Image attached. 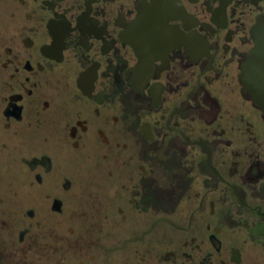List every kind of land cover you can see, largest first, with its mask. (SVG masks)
Returning a JSON list of instances; mask_svg holds the SVG:
<instances>
[{
    "label": "flooded vegetation",
    "instance_id": "1",
    "mask_svg": "<svg viewBox=\"0 0 264 264\" xmlns=\"http://www.w3.org/2000/svg\"><path fill=\"white\" fill-rule=\"evenodd\" d=\"M262 26L264 0H0V264H264Z\"/></svg>",
    "mask_w": 264,
    "mask_h": 264
},
{
    "label": "water",
    "instance_id": "2",
    "mask_svg": "<svg viewBox=\"0 0 264 264\" xmlns=\"http://www.w3.org/2000/svg\"><path fill=\"white\" fill-rule=\"evenodd\" d=\"M258 38L259 48L249 58L243 78L248 93L264 109V26L258 31Z\"/></svg>",
    "mask_w": 264,
    "mask_h": 264
},
{
    "label": "rangeland",
    "instance_id": "3",
    "mask_svg": "<svg viewBox=\"0 0 264 264\" xmlns=\"http://www.w3.org/2000/svg\"><path fill=\"white\" fill-rule=\"evenodd\" d=\"M10 165H0V177H2V181H0V218H2V215H7V217H9L8 213H10V209H11V199L8 198L5 194H13V190H12V181H13V173ZM71 209V207H70ZM5 219V224H7V222L10 225L5 226V229H3V227L0 226V234L4 235L5 237L8 238V244L11 243L12 240V235H13V231L15 229V226L17 223H13L12 219L10 218V220L8 218H3ZM12 222V223H10ZM7 244V245H8Z\"/></svg>",
    "mask_w": 264,
    "mask_h": 264
}]
</instances>
